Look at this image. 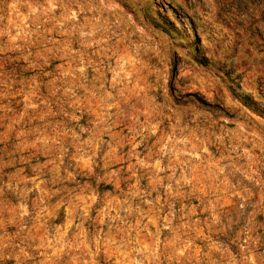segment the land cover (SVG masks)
Masks as SVG:
<instances>
[{"label": "rangeland", "instance_id": "1", "mask_svg": "<svg viewBox=\"0 0 264 264\" xmlns=\"http://www.w3.org/2000/svg\"><path fill=\"white\" fill-rule=\"evenodd\" d=\"M0 264H264V0H0Z\"/></svg>", "mask_w": 264, "mask_h": 264}]
</instances>
